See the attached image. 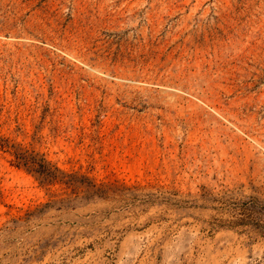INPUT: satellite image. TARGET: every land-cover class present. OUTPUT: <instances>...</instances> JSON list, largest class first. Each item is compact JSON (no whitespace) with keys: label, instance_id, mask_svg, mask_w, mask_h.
I'll return each mask as SVG.
<instances>
[{"label":"rangeland","instance_id":"obj_1","mask_svg":"<svg viewBox=\"0 0 264 264\" xmlns=\"http://www.w3.org/2000/svg\"><path fill=\"white\" fill-rule=\"evenodd\" d=\"M0 264H264V0H0Z\"/></svg>","mask_w":264,"mask_h":264},{"label":"trees","instance_id":"obj_2","mask_svg":"<svg viewBox=\"0 0 264 264\" xmlns=\"http://www.w3.org/2000/svg\"><path fill=\"white\" fill-rule=\"evenodd\" d=\"M0 148L12 149L11 153L14 157V164L36 175L41 183L48 185L59 183L65 185L67 188H71L73 193L82 188L84 196L87 198L104 197L107 192L105 185L97 184L89 177L79 175L78 173L65 172L38 153L20 146L10 145L7 139L1 137ZM234 224L242 225V227L249 226L264 236V205H260L254 200L243 202L242 218L237 222H233Z\"/></svg>","mask_w":264,"mask_h":264}]
</instances>
